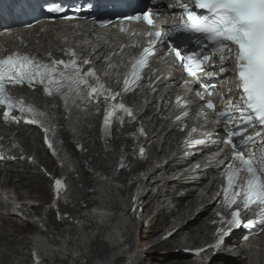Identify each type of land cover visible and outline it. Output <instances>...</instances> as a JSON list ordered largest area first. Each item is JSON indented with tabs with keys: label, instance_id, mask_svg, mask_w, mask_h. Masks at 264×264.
<instances>
[{
	"label": "bare ground",
	"instance_id": "bare-ground-1",
	"mask_svg": "<svg viewBox=\"0 0 264 264\" xmlns=\"http://www.w3.org/2000/svg\"><path fill=\"white\" fill-rule=\"evenodd\" d=\"M94 63L98 64L97 61ZM154 88V81H147L142 97ZM168 89V85H161L154 94L156 106L151 105L141 120L135 117L128 124L132 129L142 128L146 135L144 147L149 159L139 171L128 172V167L133 166L128 160L131 153L123 154L120 131L124 129L116 124L115 148L110 154L102 152L97 140L82 154L75 150L71 139L67 140L74 153L75 176L80 186L78 207L69 217L30 224L32 229L24 232L17 226L25 229V223H20L14 215L5 214L0 207V264H145V255L155 257L158 251L161 253L156 256L160 260L158 264H264V232L259 237L262 249L258 252L243 251L237 241L231 240L210 259L209 255L202 256L199 263L193 258L180 259L189 256L191 249L201 244L211 232L208 225L211 206H201L206 201L205 197L202 198L204 191L199 193L194 190V185L196 176L213 161L194 155L197 168L188 171L192 166L188 168L190 162L181 159L183 155L169 159L172 153L168 148L179 146L185 136L179 132L177 120L165 121L168 105L165 100L171 94ZM189 124L187 121L180 127ZM31 136L28 137L31 142L25 141L30 153L36 151L38 166L43 165L48 172L58 174L54 163L43 156L40 142L33 141ZM161 139L164 147L159 150ZM121 163L124 167H120ZM24 168V165L14 163L0 174L14 181L18 200L48 203L45 200L51 199L52 180L40 173L32 174L29 169L20 173ZM148 174H151V183L140 188ZM138 183L137 190L133 191ZM45 185L48 196L44 192ZM29 191L38 196H32ZM131 201L136 205L134 209H131ZM147 218L148 229L145 228L147 232L142 235L147 239L143 241L148 245L145 249L144 244L135 243V240ZM31 249L41 257L39 263L31 260Z\"/></svg>",
	"mask_w": 264,
	"mask_h": 264
},
{
	"label": "snow or ice",
	"instance_id": "snow-or-ice-1",
	"mask_svg": "<svg viewBox=\"0 0 264 264\" xmlns=\"http://www.w3.org/2000/svg\"><path fill=\"white\" fill-rule=\"evenodd\" d=\"M180 8L183 15L179 24L171 25L168 31L146 33L153 39L149 40L148 46L143 48L132 63V71L123 82V90L129 91L133 86H138L143 78L142 70L149 66V58L154 54L155 47L165 44L166 37L175 36L177 39L186 40L195 37L201 48L208 49L205 52H188L179 45L174 46L173 41L168 42L167 52L174 54L191 76L202 72L204 65L217 54H219V63L213 66L223 73L227 70L225 62L234 56L232 70L237 77L236 88L240 95L235 104L230 102L226 107L234 108L236 112L219 113L226 119L236 113L239 115L237 129L233 130L227 141L232 148V159L226 163L227 184L223 190L224 203L232 211L230 217L219 214L221 219L214 221L222 226L217 229L215 242L208 245V248L219 252L225 237L233 229L245 227L247 234L243 237L244 240L264 232V147L258 153L249 154L247 157L242 151L249 144H254L257 137L264 136V0H180ZM194 9L203 11L197 12ZM152 12L153 9L149 8L142 14L125 19L142 20L148 25H153ZM100 23H108V21H100ZM90 63L88 58L71 47L65 49V58H56L52 53L35 55L19 51L0 57V106L4 109V121L19 122L24 119L26 123L38 125L45 133L48 148L58 157L62 156L63 141L59 139L58 130L64 126L63 122L58 121L50 110L32 105L23 98L13 96L9 91L10 85L26 84L32 88L42 86L45 95L61 98L63 107L68 113L65 119L73 134H77L81 125L86 123L85 118L89 113L100 112L101 105H104L103 124L107 136L111 121L117 116L121 121L124 115L132 117V110L122 102L113 103L119 93L112 92L105 85L95 68L89 67L85 70V66ZM108 67L111 68L112 65L109 64ZM93 79L95 83L92 82ZM203 87L207 90L212 86ZM197 95L204 99L201 92L198 91ZM176 99L180 104L182 98L178 96ZM183 103L186 105V100ZM205 103L208 109L215 111L211 99L206 100ZM16 111L19 115L13 114ZM188 114L185 112L183 116L186 117ZM199 115L205 113L201 112ZM177 119L180 120L182 117L178 116ZM240 124L245 126V130H240ZM254 125L259 126L261 132L256 133L255 136L246 135V128ZM140 131L142 133L143 129L141 128ZM192 131L196 129L193 128ZM235 136L241 137L238 144L233 142L232 137ZM78 147L83 150L82 145ZM139 152L143 156L144 148L141 147ZM237 160L238 165H236ZM70 163L67 161V164ZM120 167H124V164L121 163ZM242 170L246 175L241 179L239 173ZM65 190V182L56 179L54 193L57 199ZM254 208L258 209L254 213V218L243 220L242 210L253 211ZM225 224L226 227L223 226ZM206 250L197 249L192 254L199 255Z\"/></svg>",
	"mask_w": 264,
	"mask_h": 264
},
{
	"label": "rangeland",
	"instance_id": "rangeland-1",
	"mask_svg": "<svg viewBox=\"0 0 264 264\" xmlns=\"http://www.w3.org/2000/svg\"><path fill=\"white\" fill-rule=\"evenodd\" d=\"M44 192H45V195L46 196H48V190H47V186L45 185V190H44ZM29 193L32 195V196H38V194L36 193V192H33V191H29ZM45 196V198H47ZM49 200L50 199H46L45 200V202H49ZM148 214H152V213H148ZM148 216V215H147ZM146 218V217H145ZM149 218V217H148ZM148 218L147 219H143L144 220V222H143V226H141V228H140V230H139V233H138V235H137V237H136V240H135V243L136 242H141L142 244H144L145 242H143V241H146L147 239L146 238H144V237H142V235H144L146 232L144 231L145 230V228L146 229H148V227H146L147 226V224H148ZM12 223V222H11ZM10 223V224H11ZM15 223V222H14ZM13 223V224H14ZM20 223H23V222H20ZM12 224V225H13ZM24 225V227H25V229H22V228H20V227H22V226H20V225H18L17 227H18V229H20V230H22V231H30V229H32L31 228V226L30 225H27V224H23ZM23 227V228H24ZM171 227H168L167 229H170ZM161 232H163V231H160L159 233H161ZM167 245H170V243H167ZM144 246V248L145 249H147L148 248V245L147 244H144L143 245ZM157 255H155V257L154 256H151V254H147V255H145V258H146V260H145V264H158V263H160V260H158V258H156V256L158 257V256H160V252L158 251L157 253H156ZM191 258V256L189 255V256H186V257H181L180 259L181 260H183V261H186V260H189ZM217 261H219V260H217Z\"/></svg>",
	"mask_w": 264,
	"mask_h": 264
}]
</instances>
